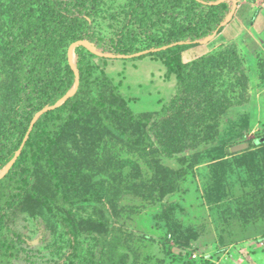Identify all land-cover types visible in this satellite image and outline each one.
Wrapping results in <instances>:
<instances>
[{"label":"rangeland","instance_id":"obj_1","mask_svg":"<svg viewBox=\"0 0 264 264\" xmlns=\"http://www.w3.org/2000/svg\"><path fill=\"white\" fill-rule=\"evenodd\" d=\"M149 1L160 17L140 25L134 0H102L91 18L95 36L105 40L100 49L73 36L58 46L44 40L34 61L43 73L76 72L78 60L90 70L81 78L75 73L72 88L52 106L29 110L25 134L3 150L0 264H264V0ZM23 2L0 0V135L18 98L10 44L27 28L40 33L49 26L43 0H26L25 8ZM220 4L230 9L221 31L195 36L180 52L187 102L158 141L151 124L177 80L160 61L137 58L176 41L182 28ZM84 83L87 99L122 103L141 119L109 121L101 133L66 123L50 146L57 195L42 166H31L32 145L41 127L70 113L68 101ZM82 106L81 118L91 121L89 104ZM242 143L246 150L231 152ZM16 181L67 212L74 254L46 205L29 194L1 205L16 194Z\"/></svg>","mask_w":264,"mask_h":264},{"label":"trees","instance_id":"obj_2","mask_svg":"<svg viewBox=\"0 0 264 264\" xmlns=\"http://www.w3.org/2000/svg\"><path fill=\"white\" fill-rule=\"evenodd\" d=\"M43 1L49 17L47 32L39 33L37 29L27 28L21 33L22 37L19 41L15 44L11 43L9 47L12 60L16 64L19 72L18 98L9 126L0 135V168L3 167L8 160V158L3 155V150L13 140L19 136H23L28 128L30 123L29 110H33L35 106L40 105L41 108L52 106L65 95L74 84L75 72L73 70H67L61 77H58L43 73L39 66L35 65V58L40 48L43 46L44 40L55 41V45L58 46L73 36V39L76 41H87L94 49L102 48L105 42L104 39L95 36L91 22V18L102 0H70L68 6L65 7L61 6L58 0ZM134 1L136 15L140 25L145 24L148 18H152L153 16L160 17L159 11L151 5L149 0ZM25 5L26 0L23 2L24 8ZM209 10H212L211 15L205 20L197 24L190 23L179 31V37L174 41L179 43L174 44V42H165L155 44L147 49L146 55L137 58V60H142L145 57H152L153 61H160L165 68L166 74L168 76L175 75L177 80L175 86L176 93L169 104L160 111L157 118L151 124V129L158 141H160L157 134L158 131L164 124L179 114L184 104L187 102L188 89L186 80L183 76V64L181 62L180 52L189 47V45L195 41V36L201 33H204L206 36L218 34L222 29V23L230 13V9L224 4L211 7ZM162 48H166V50L164 52L158 51ZM89 70V65L84 66V62L78 60L76 72L80 75V78L88 74ZM86 90L87 85L84 83L80 86L74 97L68 101L70 113L65 118H60L59 121L52 125L41 127L40 131L35 135V140L32 145L30 164L31 166H42L45 177L48 178L57 195L61 194L60 181L52 166L50 146L57 140L61 129L66 123L73 122L101 133L107 128V124L109 123H119L120 121L122 123L123 121L136 122L141 119V116L132 113L131 110L122 103L87 99L85 96ZM86 103H88L90 107L87 118L92 121V119L98 115L101 116V119H94L95 122L93 123L90 120L81 118L83 114L82 104ZM45 117H47V114L42 118L45 119ZM102 118L107 119L104 120ZM229 155L234 156L232 153H229ZM263 171L264 168L260 172L263 173ZM25 186L26 185H23V183L16 181V194H8L1 205L13 206L18 196L28 194L46 205L48 211L54 216L62 231L67 236L69 248L72 254H74L76 249V230L67 212L64 211L61 206L56 208L55 204L53 205V202L47 196L42 195L35 190L34 187L28 189Z\"/></svg>","mask_w":264,"mask_h":264},{"label":"water","instance_id":"obj_3","mask_svg":"<svg viewBox=\"0 0 264 264\" xmlns=\"http://www.w3.org/2000/svg\"><path fill=\"white\" fill-rule=\"evenodd\" d=\"M77 44H81V45L89 46V47H90V44H89L87 41H80V42H78ZM75 73H77V72H75ZM76 82H77V80H76ZM76 87H77V84L75 83V85H74V87H73V91H75ZM38 115H39V114H38ZM38 115H36V117H37ZM36 117L34 118V120H33V122L31 123V125H33V123L35 122ZM247 148H248V144H247V143H242V144H238V145L233 146V147L231 148V152H232V153H239V152H241V151L246 150Z\"/></svg>","mask_w":264,"mask_h":264}]
</instances>
